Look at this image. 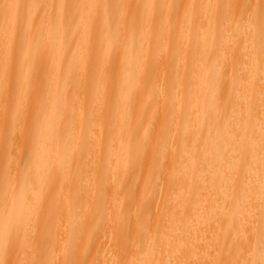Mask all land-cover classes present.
I'll list each match as a JSON object with an SVG mask.
<instances>
[{"label":"bare ground","instance_id":"obj_1","mask_svg":"<svg viewBox=\"0 0 264 264\" xmlns=\"http://www.w3.org/2000/svg\"><path fill=\"white\" fill-rule=\"evenodd\" d=\"M0 264H264V0H0Z\"/></svg>","mask_w":264,"mask_h":264}]
</instances>
